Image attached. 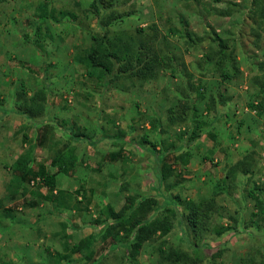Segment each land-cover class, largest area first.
Segmentation results:
<instances>
[{
    "label": "rangeland",
    "instance_id": "rangeland-1",
    "mask_svg": "<svg viewBox=\"0 0 264 264\" xmlns=\"http://www.w3.org/2000/svg\"><path fill=\"white\" fill-rule=\"evenodd\" d=\"M96 1L0 0V264H86L72 246L88 235L96 238V264H160V248L192 255L195 246L202 258L198 264H264V222L249 196L252 191L264 198V0H116L111 10L101 11L116 16L108 27L95 14ZM169 29L185 38L165 37ZM102 32L111 40L154 43L159 56L174 57V70H160L145 82L97 84L87 78L82 56L91 35ZM216 37L232 49L239 72L228 80L208 64ZM221 70L233 71L227 63ZM21 85L30 94L46 90L41 117L16 112ZM185 96L195 100L198 117L188 110L183 121L171 124L169 108L178 114L184 104L191 107ZM195 120L205 126L201 137L190 141ZM67 131L99 142H73L77 164L55 175L51 192L41 188L43 198L10 194L9 167L26 149L23 134L27 143L37 144L32 168L38 184L42 170L55 172L50 161L68 144ZM119 131L123 138L117 142L113 136ZM143 137L171 164L166 183L159 182V165ZM117 152L116 161L104 159ZM184 154L186 163L177 159ZM238 161L248 164L247 173L230 176ZM59 190L72 194L69 208L56 205ZM127 197L156 198L152 216L165 207L177 212L171 232L145 243L134 263L124 245L101 241L106 223L95 225L108 207L115 215L125 209ZM186 201L208 210L202 230L187 223ZM9 207L7 217L2 210Z\"/></svg>",
    "mask_w": 264,
    "mask_h": 264
},
{
    "label": "trees",
    "instance_id": "trees-1",
    "mask_svg": "<svg viewBox=\"0 0 264 264\" xmlns=\"http://www.w3.org/2000/svg\"><path fill=\"white\" fill-rule=\"evenodd\" d=\"M116 6V0H97L96 6H94L95 14L100 17V22L103 27H108L110 23L116 19V16L110 14L103 15L105 11L111 10ZM105 10L104 12H101ZM44 18H48L47 11L42 7ZM61 17H65L67 13L59 12ZM120 17V16H119ZM54 18V16H52ZM144 30L139 28L136 30L139 34ZM165 37H174L184 39L185 36L182 31L177 29H169L165 34ZM164 37V38H165ZM216 42V49L213 53V58L207 57L208 64L218 69L222 80H228L233 78L239 72L235 66V59L232 56V49L227 46V44L216 37L213 39ZM158 50L154 43L148 44L144 42H131L121 39V37H114L112 40L107 37L106 32L101 34L91 35V44L82 56L85 66V71L87 78L96 80V83L107 87L120 80H130L135 78L140 82H145L157 78L160 70L170 69L174 70L172 62L174 60L173 56H168L164 54L162 56L158 55ZM224 63L233 70H221ZM188 78L190 75H187ZM202 98V94L199 93ZM46 90L41 88L33 91L31 94L24 89L23 85L19 88L16 93L15 110L18 114L29 118L36 119L41 117L46 111ZM184 102H190L191 107L183 105L180 113L174 111L175 107L169 108L168 121L171 124H176L181 122L187 116V111L191 110L193 112L194 118H197L198 108L195 105V100L190 99L189 96L182 97ZM187 99V100H186ZM182 99L180 98V101ZM213 102V101H212ZM211 105H206L208 111L212 110ZM261 106L262 102L259 104H248V108L255 109L256 106ZM205 126V122L201 120H195L194 128L191 130L189 135V140H196L201 137V129ZM153 129L157 126L153 123L151 125ZM184 132L182 135H184ZM68 144L64 145L63 148L58 149L54 152V155L50 161V166L55 169V172L49 170H42L38 177L40 181L38 184L35 183L36 174L33 171L32 163L34 161V150L37 144H32L28 141V137L23 134L24 143L27 145L26 149L20 153L17 158L12 162L9 167L10 178L7 183V191L10 194L17 193H31V196L37 198H43L42 194L39 192L41 188H45L46 191L51 192L54 189L55 175L61 172L67 173L69 169H72L77 164V156L75 155V148L72 143L77 141L86 140L88 143L91 141L86 135L81 133H74L73 131H67L66 133ZM115 140L121 141L123 134L121 131L117 132L114 136ZM38 141L39 138L37 137ZM98 141L90 142V145H96ZM142 142L149 144L151 151L155 157L156 163L159 165L158 175L159 182L166 183L168 178L171 176V164L165 162V155L158 154L156 145L152 142L146 140L145 137L142 138ZM121 144V142H119ZM40 144V141H39ZM120 154L113 153L104 156V159L108 158L110 161H116L120 158ZM187 154L180 155L177 157L183 163L187 162ZM247 165L243 161H238L230 168V176L235 174L237 170H241L247 173ZM229 176H225L227 179ZM35 186L33 191H28L27 186L31 184ZM36 184V185H35ZM76 191L75 194L80 193ZM249 196L255 201V208L258 212L257 216L261 222H264V198H258L254 196L253 192H249ZM85 199V196L83 195ZM179 202L178 197H175ZM72 200V194H68L63 190L57 191L55 197V203L61 208H69V203ZM174 200V198L172 199ZM125 209H123L119 214L115 215L111 208L106 209V218L101 220H95V225H103V231L100 235V239L103 243L108 245H124L125 256L130 263H134L139 256L143 245L147 242L152 241L155 238H163L167 236L172 228V219L176 216L177 212L175 208H163L160 214L152 216L154 209L158 206V201L154 197L145 198H130L127 197ZM176 207V203L171 201ZM210 202L212 200L210 199ZM185 208L189 210L186 215L187 223L190 224L192 229L202 230L205 220L208 218V210H203L198 208L194 203L186 201ZM34 202H25V206L33 207ZM3 214L10 217L12 213V208H6L2 210ZM109 215L114 216L111 222L108 221ZM109 222V223H107ZM96 238L93 235H88L87 237L81 239L78 243L72 246L74 253L80 255V259L86 264H96L97 258L95 256L99 255L94 250ZM193 254L190 255L187 252L178 250L176 248H169L165 250L163 247L159 249L160 264H198L201 262L202 258L200 256V250L197 246L194 247ZM57 260L59 256H56Z\"/></svg>",
    "mask_w": 264,
    "mask_h": 264
},
{
    "label": "crops",
    "instance_id": "crops-1",
    "mask_svg": "<svg viewBox=\"0 0 264 264\" xmlns=\"http://www.w3.org/2000/svg\"><path fill=\"white\" fill-rule=\"evenodd\" d=\"M54 19V18H53ZM54 22H56V20L54 19Z\"/></svg>",
    "mask_w": 264,
    "mask_h": 264
},
{
    "label": "built area",
    "instance_id": "built-area-1",
    "mask_svg": "<svg viewBox=\"0 0 264 264\" xmlns=\"http://www.w3.org/2000/svg\"><path fill=\"white\" fill-rule=\"evenodd\" d=\"M31 185H33V182L31 183Z\"/></svg>",
    "mask_w": 264,
    "mask_h": 264
}]
</instances>
